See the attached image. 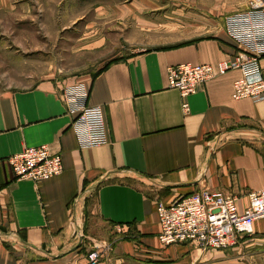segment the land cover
<instances>
[{
  "label": "crops",
  "instance_id": "0c3cea01",
  "mask_svg": "<svg viewBox=\"0 0 264 264\" xmlns=\"http://www.w3.org/2000/svg\"><path fill=\"white\" fill-rule=\"evenodd\" d=\"M215 2L172 0L165 42L171 46L137 50L86 80L7 69L8 90L0 94V264H90L100 245L106 253L97 264H209L189 244H161L156 209L208 188L236 196L243 210L248 194L264 188V98H232L241 72L217 75L186 99L169 87V67L217 66L239 52L220 17L246 4ZM80 39L92 46L107 41L94 40L93 31ZM34 40L12 27L9 42L17 49L9 55L26 52ZM260 64L264 75V55ZM77 83L88 87L87 104L103 109L106 145L78 143L62 97ZM44 145L61 155L62 174L17 179L8 158ZM254 233H264V220Z\"/></svg>",
  "mask_w": 264,
  "mask_h": 264
},
{
  "label": "built area",
  "instance_id": "2783aa9c",
  "mask_svg": "<svg viewBox=\"0 0 264 264\" xmlns=\"http://www.w3.org/2000/svg\"><path fill=\"white\" fill-rule=\"evenodd\" d=\"M225 31L239 47L235 58L217 66L181 64L168 68L169 87L178 90L183 99L196 94L202 84L215 76L231 70L241 72V78L233 85L234 100L264 98L260 64L264 55V0H250L247 11L227 17ZM62 95L80 147L106 145L108 133L104 112L101 106L87 104V85L69 86ZM182 107L184 112H189L187 102ZM8 162L17 179L47 180L61 175L64 170L61 155L53 153L46 145L27 148L10 156ZM156 214L162 245L189 244L197 249L225 251L237 246L244 237L255 235V222L264 220V188L248 194V204L243 210L236 196L204 188L171 205L159 202ZM105 253L101 245L94 248L89 255L90 264L100 262Z\"/></svg>",
  "mask_w": 264,
  "mask_h": 264
},
{
  "label": "rangeland",
  "instance_id": "374dc122",
  "mask_svg": "<svg viewBox=\"0 0 264 264\" xmlns=\"http://www.w3.org/2000/svg\"><path fill=\"white\" fill-rule=\"evenodd\" d=\"M171 1L0 0V94L8 90V78L4 74L17 65L20 70L32 68L36 74L59 81H81L112 60L123 59L137 50L171 46L165 43L170 40ZM242 2L246 4L244 10L220 17L224 29L227 17L248 10L250 0ZM156 3L164 5L163 9L154 10L152 6ZM211 3L213 6L217 2L211 0ZM123 7L129 11L123 12ZM45 23L49 32L43 29ZM16 25L20 36H33L35 44H26V52L12 57L9 54L14 53L17 46L9 39L11 28ZM63 27L67 29L62 32ZM91 31L94 40L105 37L106 43L101 46L84 44L80 38ZM198 250L204 253L209 264H264V233L244 237L237 246L225 251Z\"/></svg>",
  "mask_w": 264,
  "mask_h": 264
},
{
  "label": "trees",
  "instance_id": "16d2710c",
  "mask_svg": "<svg viewBox=\"0 0 264 264\" xmlns=\"http://www.w3.org/2000/svg\"><path fill=\"white\" fill-rule=\"evenodd\" d=\"M119 59H114V60H112L111 62H109L106 66H108L109 64H111V63H113V62H116V61H118Z\"/></svg>",
  "mask_w": 264,
  "mask_h": 264
}]
</instances>
